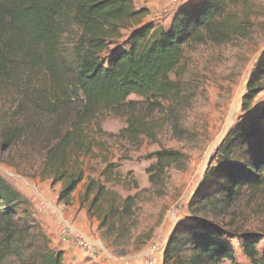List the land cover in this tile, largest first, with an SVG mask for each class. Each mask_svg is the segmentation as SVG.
<instances>
[{"label": "trees", "instance_id": "16d2710c", "mask_svg": "<svg viewBox=\"0 0 264 264\" xmlns=\"http://www.w3.org/2000/svg\"><path fill=\"white\" fill-rule=\"evenodd\" d=\"M251 2L189 0L163 29L143 23L147 10L136 9L131 0H0V83L8 82L37 116L55 118L46 131L41 173L61 183L58 203L69 206L84 180L79 158L93 154L96 141L89 130L97 117L125 109L126 127L120 135L152 138L158 123L134 112L139 102L128 98L160 104L177 97L180 90L170 75L184 48L245 37L252 27ZM125 33L126 39L118 44ZM65 37L69 39L63 43ZM263 78L264 51L242 97L246 115L218 147L216 166L207 169L193 194L192 214H223L244 187L255 191L264 184V107L251 109ZM75 100L79 105L72 108ZM20 137V129L10 127L2 141L10 146ZM171 158V152L157 155L155 166L148 170L150 183L152 171L163 172ZM108 172L107 168L102 172L104 182L87 180L80 203L87 204L88 216L100 226L116 230L131 211L132 199H121L106 189ZM209 181L214 189L205 191ZM22 201L0 177V264H62V253L46 246L47 238L30 213L20 209ZM227 236L229 232L213 222H180L164 248L162 264L233 263ZM259 238L250 233L242 238L241 252L251 264H264Z\"/></svg>", "mask_w": 264, "mask_h": 264}, {"label": "rangeland", "instance_id": "374dc122", "mask_svg": "<svg viewBox=\"0 0 264 264\" xmlns=\"http://www.w3.org/2000/svg\"><path fill=\"white\" fill-rule=\"evenodd\" d=\"M131 1L136 9L147 10L143 23L167 29L175 11L189 0ZM251 1L254 15L245 37L184 48L180 64L170 75L180 90L177 97L160 104L143 102L135 96L128 98L139 102L134 112L143 113L148 120L158 123L152 138L128 139L120 135L126 127L125 109L104 112L97 117L89 130L90 137L96 141L95 149L91 156L79 158L84 180L73 193L69 206L58 203L61 183L41 173L49 137L46 131L55 118L37 116L8 82L0 83V177L21 195L20 209L30 213L46 236V246L51 251L61 252L58 250L62 246L58 245L62 241L60 233L68 226L81 241L89 244L85 248L72 239V244L82 253V260H76V264L133 260L154 241H161L165 247L178 223L191 220L213 222L229 232L224 240L234 250V262L222 264H251L241 252L245 234L258 235V251H264V184L255 191L244 187L223 214L190 212L193 194L207 169L216 166L214 156L218 147L246 115L242 111V97L264 51V0ZM76 34L77 30L73 32ZM126 37L125 33L118 44ZM68 39L65 37L63 43ZM261 85L262 91L253 100L251 109L264 107V78ZM78 105L79 101L75 100L72 108ZM10 127L20 129L21 137L7 146L2 135ZM165 152H171L173 158L163 172L152 171L155 176L150 183L148 170L155 166L157 155ZM106 168L111 175L105 183L106 189L121 199H132L131 211L116 230L100 226L97 219L88 216L87 204L80 203L87 180L104 182L102 172ZM205 189L213 190V182ZM39 213L44 215L43 220ZM46 217L52 234L44 227ZM62 259V264H66L64 256Z\"/></svg>", "mask_w": 264, "mask_h": 264}, {"label": "built area", "instance_id": "2783aa9c", "mask_svg": "<svg viewBox=\"0 0 264 264\" xmlns=\"http://www.w3.org/2000/svg\"><path fill=\"white\" fill-rule=\"evenodd\" d=\"M60 236L62 241H67L69 239H74L75 242L79 243L82 247L87 248L89 246L88 242L83 240L74 234L70 227L66 226V228L62 229ZM164 245L161 241L152 242L141 254L140 263L139 264H156L157 258L160 254L164 252ZM114 264H136L132 259L121 258L116 261Z\"/></svg>", "mask_w": 264, "mask_h": 264}, {"label": "crops", "instance_id": "0c3cea01", "mask_svg": "<svg viewBox=\"0 0 264 264\" xmlns=\"http://www.w3.org/2000/svg\"><path fill=\"white\" fill-rule=\"evenodd\" d=\"M39 210H41L40 212L43 213V210L42 209L39 208ZM39 214H41V213H39ZM47 214L48 213H47V210H46V216H47ZM41 216H40V218H41V220H43L42 218L44 217V215L41 214ZM44 227H45L47 233L52 234L53 229H52L51 224L48 223L47 217H46V226H44ZM54 242H57V241L54 239ZM59 244H61L62 246H59V249L58 250L61 251V252H63V256H64V259H65V263L66 264H71V263L76 264L77 263L76 260H78V261L79 260L80 261L82 260V253L79 251L80 249L77 246H75V245L72 244V240H68L65 243L62 242L61 240H59L58 241V245ZM141 254H138L137 257H134L133 258V261L136 264H139L140 263ZM162 257H163V254H161L160 256H158L157 263L156 264H161ZM94 261L97 262V263H100L99 262V259H95ZM102 262H103V264H108L109 263L108 260L107 261H102Z\"/></svg>", "mask_w": 264, "mask_h": 264}]
</instances>
